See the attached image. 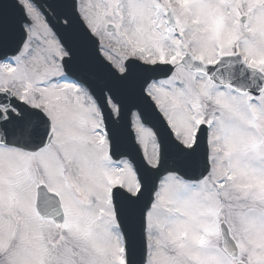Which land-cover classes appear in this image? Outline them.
Masks as SVG:
<instances>
[{
    "label": "snow or ice",
    "instance_id": "obj_1",
    "mask_svg": "<svg viewBox=\"0 0 264 264\" xmlns=\"http://www.w3.org/2000/svg\"><path fill=\"white\" fill-rule=\"evenodd\" d=\"M0 264H264V0H0Z\"/></svg>",
    "mask_w": 264,
    "mask_h": 264
}]
</instances>
